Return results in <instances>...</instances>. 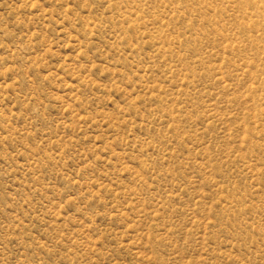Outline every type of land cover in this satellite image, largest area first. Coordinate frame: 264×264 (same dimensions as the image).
I'll return each mask as SVG.
<instances>
[{
    "label": "rangeland",
    "instance_id": "obj_1",
    "mask_svg": "<svg viewBox=\"0 0 264 264\" xmlns=\"http://www.w3.org/2000/svg\"><path fill=\"white\" fill-rule=\"evenodd\" d=\"M0 264H264V0H0Z\"/></svg>",
    "mask_w": 264,
    "mask_h": 264
}]
</instances>
